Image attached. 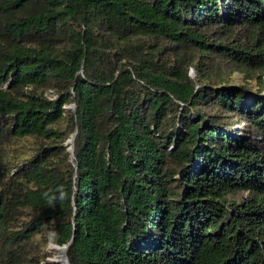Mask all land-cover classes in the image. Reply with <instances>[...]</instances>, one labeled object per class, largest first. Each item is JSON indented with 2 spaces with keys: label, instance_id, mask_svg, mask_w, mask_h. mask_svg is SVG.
Instances as JSON below:
<instances>
[{
  "label": "trees",
  "instance_id": "trees-1",
  "mask_svg": "<svg viewBox=\"0 0 264 264\" xmlns=\"http://www.w3.org/2000/svg\"><path fill=\"white\" fill-rule=\"evenodd\" d=\"M50 246L264 264V0H0V264Z\"/></svg>",
  "mask_w": 264,
  "mask_h": 264
},
{
  "label": "rangeland",
  "instance_id": "rangeland-1",
  "mask_svg": "<svg viewBox=\"0 0 264 264\" xmlns=\"http://www.w3.org/2000/svg\"><path fill=\"white\" fill-rule=\"evenodd\" d=\"M193 75H194L193 74V70H190V76H193ZM234 80H235V82H239V79H238L237 76L234 77ZM253 87H254V85H250L249 86V88H251L252 90H253ZM66 143H68L67 150L70 152V154H72L73 153V143L72 142H69V140H67ZM70 146L72 147L71 149H70ZM52 248L56 250V253H54V255L51 258H49V260L56 262L55 260L58 259V257L60 256V254H59V251L55 247L50 246V249H52ZM58 263H60V262H58Z\"/></svg>",
  "mask_w": 264,
  "mask_h": 264
},
{
  "label": "water",
  "instance_id": "water-1",
  "mask_svg": "<svg viewBox=\"0 0 264 264\" xmlns=\"http://www.w3.org/2000/svg\"><path fill=\"white\" fill-rule=\"evenodd\" d=\"M71 108H74L73 104L71 105ZM70 142H72V141H70ZM71 146H70V149L72 148ZM53 247H55L59 251V254H60L58 259L55 261L60 262L61 264H67V258H66L67 246H62V247L53 246Z\"/></svg>",
  "mask_w": 264,
  "mask_h": 264
}]
</instances>
